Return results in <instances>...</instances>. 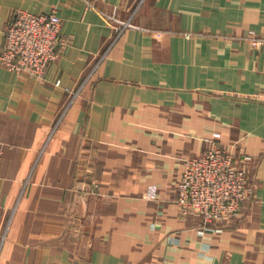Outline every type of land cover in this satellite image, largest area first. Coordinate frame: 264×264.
<instances>
[{"label": "crops", "instance_id": "crops-1", "mask_svg": "<svg viewBox=\"0 0 264 264\" xmlns=\"http://www.w3.org/2000/svg\"><path fill=\"white\" fill-rule=\"evenodd\" d=\"M17 9H56L64 43L41 79L0 65V264H264V47L247 40L264 0H0V50ZM210 139L253 199L204 224L176 181Z\"/></svg>", "mask_w": 264, "mask_h": 264}, {"label": "built area", "instance_id": "built-area-1", "mask_svg": "<svg viewBox=\"0 0 264 264\" xmlns=\"http://www.w3.org/2000/svg\"><path fill=\"white\" fill-rule=\"evenodd\" d=\"M107 17L117 23L119 33L130 26L127 21ZM247 40L252 47H264V35L250 31ZM63 43L61 18L56 9L42 13L17 9L4 28L0 65L9 71L41 79ZM1 153L0 148V161ZM235 159V154L216 139H210L202 154L184 161L176 181L175 197L181 215L199 214L206 224L239 214L242 203L253 199V186L244 163ZM238 159L245 161L247 157ZM155 193L151 187L147 196Z\"/></svg>", "mask_w": 264, "mask_h": 264}, {"label": "rangeland", "instance_id": "rangeland-1", "mask_svg": "<svg viewBox=\"0 0 264 264\" xmlns=\"http://www.w3.org/2000/svg\"><path fill=\"white\" fill-rule=\"evenodd\" d=\"M2 154V153H1Z\"/></svg>", "mask_w": 264, "mask_h": 264}]
</instances>
